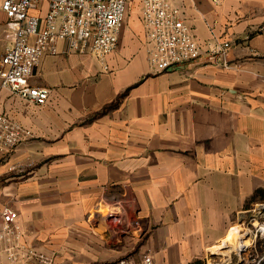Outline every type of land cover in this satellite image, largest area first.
<instances>
[{
	"label": "crops",
	"instance_id": "crops-1",
	"mask_svg": "<svg viewBox=\"0 0 264 264\" xmlns=\"http://www.w3.org/2000/svg\"><path fill=\"white\" fill-rule=\"evenodd\" d=\"M170 2L201 47L197 61L152 66L140 5L105 56L59 41L41 57L30 83L50 90L44 104L0 91V113L27 131L0 151V213L16 210L21 244L53 264L146 253L155 264H208L236 225L251 246L261 239L264 0ZM6 20L0 11V38ZM227 40L231 67L210 62ZM119 204L140 234L108 226L103 214Z\"/></svg>",
	"mask_w": 264,
	"mask_h": 264
},
{
	"label": "built area",
	"instance_id": "built-area-1",
	"mask_svg": "<svg viewBox=\"0 0 264 264\" xmlns=\"http://www.w3.org/2000/svg\"><path fill=\"white\" fill-rule=\"evenodd\" d=\"M46 3L41 14L39 5ZM129 0H0V11L7 17L1 40L6 49L0 56V91L10 89L14 94L44 104L50 90L32 86L30 78L41 57L59 52L57 43L67 41L79 52L103 57L115 50L119 34L125 23ZM37 9V13L33 10ZM141 19L145 29L149 62L159 71L169 70L203 56L199 43L188 24L180 16V9L170 0H142ZM231 41H223L206 53L210 62L231 67L227 56ZM27 131L21 124L0 113V151L11 150ZM118 208L103 214L108 226L121 228L130 234H140L142 227L137 219L123 224L126 210ZM18 213L5 207L0 213V244H3L8 264L38 260L39 264H53L52 256L38 253L20 242ZM264 238V223L255 234ZM114 264H155L151 254L141 260L123 257Z\"/></svg>",
	"mask_w": 264,
	"mask_h": 264
},
{
	"label": "rangeland",
	"instance_id": "rangeland-1",
	"mask_svg": "<svg viewBox=\"0 0 264 264\" xmlns=\"http://www.w3.org/2000/svg\"><path fill=\"white\" fill-rule=\"evenodd\" d=\"M140 0H132L128 2V18L131 15L132 11L137 10L139 12ZM259 223H264V212L263 217L259 218ZM254 225L257 224L256 221H252ZM239 230L235 232L234 241L235 243H230L227 246H222L221 244L218 247L212 248L214 254L208 256V264H264V238L258 239L256 245L251 246L250 237L242 233L240 226L236 225ZM225 242V241H223ZM234 245L233 247L231 245ZM247 246V248H245ZM232 247V248H231ZM239 249V251H238ZM244 249V250H243ZM6 263L8 264L7 256H4ZM123 257H133V256H116L111 257L107 261L95 262L96 264H114L115 261ZM137 257V256H135ZM39 264L38 260H33L30 262L19 263V264ZM59 261H57L58 264ZM61 264H74L73 262L62 261Z\"/></svg>",
	"mask_w": 264,
	"mask_h": 264
},
{
	"label": "bare ground",
	"instance_id": "bare-ground-1",
	"mask_svg": "<svg viewBox=\"0 0 264 264\" xmlns=\"http://www.w3.org/2000/svg\"><path fill=\"white\" fill-rule=\"evenodd\" d=\"M236 242V239H235V241H234V237L233 236H231V237H229L227 240H225V242H222V246L224 245V246H227L228 244H230V243H235ZM232 247L234 246L233 244L231 245ZM231 247V248H232ZM238 251H239V249H238Z\"/></svg>",
	"mask_w": 264,
	"mask_h": 264
},
{
	"label": "trees",
	"instance_id": "trees-1",
	"mask_svg": "<svg viewBox=\"0 0 264 264\" xmlns=\"http://www.w3.org/2000/svg\"><path fill=\"white\" fill-rule=\"evenodd\" d=\"M119 103V99H117V101H115L114 103H112L111 105H109L107 108H105L104 110L111 108V107H115L117 104Z\"/></svg>",
	"mask_w": 264,
	"mask_h": 264
}]
</instances>
